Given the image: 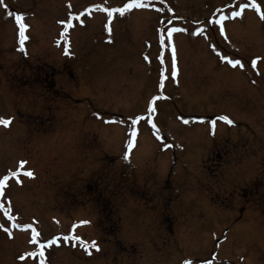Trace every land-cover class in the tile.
<instances>
[{"label":"rangeland","instance_id":"obj_1","mask_svg":"<svg viewBox=\"0 0 264 264\" xmlns=\"http://www.w3.org/2000/svg\"><path fill=\"white\" fill-rule=\"evenodd\" d=\"M129 2H0V264H264V19Z\"/></svg>","mask_w":264,"mask_h":264},{"label":"snow or ice","instance_id":"obj_2","mask_svg":"<svg viewBox=\"0 0 264 264\" xmlns=\"http://www.w3.org/2000/svg\"><path fill=\"white\" fill-rule=\"evenodd\" d=\"M0 2H2V0H0ZM148 2H149V0H130L129 3H127V4H125L123 7H119V8L108 9V8H106V7H105V8H102V7L99 6V5L96 6V7L99 8L100 10L106 12L107 15H108V17L111 18V17L113 16V13H114V12H118L121 16H123L126 12H128V11H129L130 9H132V8H140V7H145V6H147V3H148ZM250 6H251L252 8H254L258 13H260V15H261V19H264V12H261L260 6H259L257 3H255V0H252V3H251ZM238 7H239V10H235V9H234V10L231 12V16H232L233 18L241 16V15H242V12L244 11V9H245L246 7H249V4L246 3V2H241V3L239 4ZM9 15H11V13H9ZM225 18H227V17H222L221 20H223V19H225ZM15 21H16V23H17L18 26H19V33H18V35H19V46H20V51L23 52V51H24V44H25V41L28 39V37L25 35V31H26L28 25H26L25 23H23V17L20 16V15H17V16L15 17ZM216 23H221V21H216ZM109 25H110V19H109ZM69 26H71V25H69ZM106 27H108V31H111L110 26L106 25ZM65 31H66V30H65ZM175 31H181V29H176V28H172V29H170V30L168 31V37H169V39L171 38V34H172V32H175ZM221 31H223V28H222V27H221ZM65 53L68 54V49H67V48H65ZM225 59H227V58L225 57ZM228 62H229L233 67H236V66H238V65L241 66V67H243V65H241V62H240L239 60H229ZM256 62H257L256 60H253V61H252V66H253V67H255ZM173 65H175V49H174V47H173ZM172 75L175 76V75H176V72L173 71V72H172ZM150 110H153V111H154V109H150ZM217 119L220 120V121H222V122H224V123H226V124L229 125V126H234V124H235V122H234L232 119H230L227 115H221V116H218ZM11 122H12V118H4V117H0V126L8 127V126L11 125ZM133 123H135V121H133ZM184 123H188V121L185 120ZM216 123H217V120H216V119H214V120H212V121L210 122V124H211L210 134L213 135V136L215 135ZM153 128H155V125H153ZM132 135L135 136L136 133L133 132ZM132 147H133V143H132V141H129L128 148L131 149ZM125 159H127V154H125ZM25 163H26V161H22V162H21V164H20V169H21V170L23 169V165H24ZM23 174H24V175H27L28 177H33V176H34V173L31 172V171H26V172H24ZM11 175L17 177V182H18V183L21 182V181L19 180V178H18V177H19V170H18L17 172H13ZM8 179H9V177H8V176H5L2 180H0V195H2L3 188L6 186V182H7ZM0 209H3V205H2V204H0ZM5 215H8L7 211L5 212ZM8 219L11 220V219H13V217H11V216L9 215V216H8ZM80 223H81V224H84V223H89V222H87V221H82V222H80ZM13 226H14V227H21V226L18 225V224L13 225ZM0 228H3V230H4L5 232H8V231H9L8 228L4 227L3 224H0ZM9 235H11L10 232H9ZM32 242H33V243H36V242H37V237H36L35 235L33 236V240H32ZM53 242H54V241H50V242H49V246H50L51 243H53ZM87 247L95 248L96 251H99V247H98V245L96 244L95 241H93V242L91 243L90 246H86V250H87ZM41 248H43V245H41ZM88 254L90 255L91 252H89ZM29 255H33V253H29ZM39 255H40L41 257H43V255H44L43 251H41V252L39 253ZM20 259H24V257L22 256V257H20Z\"/></svg>","mask_w":264,"mask_h":264}]
</instances>
